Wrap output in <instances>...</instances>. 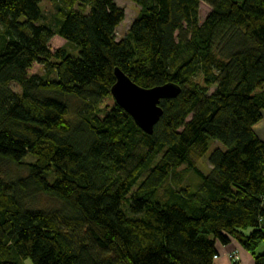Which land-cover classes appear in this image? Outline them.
Listing matches in <instances>:
<instances>
[{
    "label": "trees",
    "instance_id": "trees-1",
    "mask_svg": "<svg viewBox=\"0 0 264 264\" xmlns=\"http://www.w3.org/2000/svg\"><path fill=\"white\" fill-rule=\"evenodd\" d=\"M41 1L0 0V264H213L231 240L264 264V0H131L118 41L115 0H50L48 22ZM115 69L179 86L151 134Z\"/></svg>",
    "mask_w": 264,
    "mask_h": 264
},
{
    "label": "water",
    "instance_id": "water-1",
    "mask_svg": "<svg viewBox=\"0 0 264 264\" xmlns=\"http://www.w3.org/2000/svg\"><path fill=\"white\" fill-rule=\"evenodd\" d=\"M114 76L112 97L134 120L140 130L145 134H151L162 114V109L159 107L160 101L175 98L180 90L179 86L167 83L153 88H142L119 69L114 70Z\"/></svg>",
    "mask_w": 264,
    "mask_h": 264
},
{
    "label": "rangeland",
    "instance_id": "rangeland-1",
    "mask_svg": "<svg viewBox=\"0 0 264 264\" xmlns=\"http://www.w3.org/2000/svg\"><path fill=\"white\" fill-rule=\"evenodd\" d=\"M40 7L42 10V14L44 17V21H53V17H54V12H55V6L53 5L52 2H50V0H42L40 2ZM115 3L117 5V7L122 8V10H124V17L121 20L120 24L118 25V27L115 29V38L116 41L120 40L121 38H124L125 35L127 34V31L129 29V27L131 26V23L133 22V20L137 17V15L139 14L140 9L138 8L137 5H135L131 0H115ZM199 10H198V18L200 19V23L204 21V19L206 18L207 14L210 11V6L206 5L204 2H200L199 4ZM65 42H63L60 39H55L51 41V46L54 49H56V47H60V46H64ZM38 74H42L43 70L39 69L37 70ZM11 88L13 89V91H18V87L14 84L11 85ZM214 88H211V91ZM215 148H220L221 150L224 151L225 148H223L219 143L215 142L213 143V145L209 148V151H207V153L200 159H198L196 161V167L198 168L199 171H201L203 174H208L211 170H210V164H209V159L208 157L210 156V154L213 152V150ZM181 169H183V167H181ZM181 169H179L178 171H181ZM26 174L25 171L23 170H19V169H15L14 167H10V174L13 177H17L18 174ZM175 180H179V175H176L174 177ZM181 185H185L188 186L190 189H195L197 188V186L199 185V178L195 175H192L190 173L184 174L181 177ZM52 181V177H50L48 179V182ZM44 202H47L49 204L50 207L52 206H56L55 202H51V201H46L45 199H43ZM264 245L261 244L260 249H258V252L262 249ZM228 257V256H227ZM229 259V257H228ZM230 260V259H229ZM231 261V260H230ZM239 262V261H238ZM238 262H233L234 264H237ZM23 264H32L31 260L29 258H26L25 260H23Z\"/></svg>",
    "mask_w": 264,
    "mask_h": 264
},
{
    "label": "crops",
    "instance_id": "crops-1",
    "mask_svg": "<svg viewBox=\"0 0 264 264\" xmlns=\"http://www.w3.org/2000/svg\"><path fill=\"white\" fill-rule=\"evenodd\" d=\"M254 132L256 136L258 135L259 138L264 142V118L260 122L256 124L254 127ZM217 253H219L218 260L213 262V264H234L228 259V255L231 252H238L240 261L237 264H254L253 256H250L248 252H246L241 246L231 240L227 245L217 244ZM264 251V246L260 250V252Z\"/></svg>",
    "mask_w": 264,
    "mask_h": 264
},
{
    "label": "built area",
    "instance_id": "built-area-1",
    "mask_svg": "<svg viewBox=\"0 0 264 264\" xmlns=\"http://www.w3.org/2000/svg\"><path fill=\"white\" fill-rule=\"evenodd\" d=\"M218 257H219V253H217L216 255H214V256L212 257L213 260H214V262H215L216 260H218ZM228 257H229V259L231 260L232 263H233V262H238V261H240L239 254H238V252H236V251L229 253Z\"/></svg>",
    "mask_w": 264,
    "mask_h": 264
}]
</instances>
